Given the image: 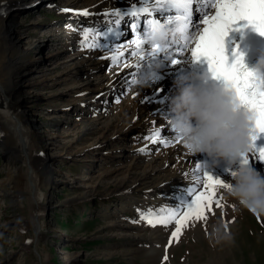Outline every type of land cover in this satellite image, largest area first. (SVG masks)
Segmentation results:
<instances>
[{"label": "rangeland", "instance_id": "rangeland-1", "mask_svg": "<svg viewBox=\"0 0 264 264\" xmlns=\"http://www.w3.org/2000/svg\"><path fill=\"white\" fill-rule=\"evenodd\" d=\"M26 1L32 2L19 9L15 16L11 13L14 17L9 24L18 28V33L10 40L1 41L12 55L26 61L30 70L21 80L20 87L13 92L7 90V95L12 102L19 95L23 100L27 95L35 97L34 102L24 101L21 110L16 112L30 133V141L38 146L34 148L32 163L46 158L43 152L46 150L40 147L43 134L47 138L46 153L57 156L51 179H62L61 174L65 173L63 180H66L69 172L72 181L53 185L54 189L49 188L51 184L44 185L45 192L57 198L55 207L45 211L33 206L31 195L26 192L17 197L20 201L17 206L11 195L1 197L0 264H264V214L253 213L241 206L229 196L227 189L217 188L223 207L217 208L213 202L212 210H205L206 219L190 221L183 229L179 243L173 241L168 246L170 233L176 227L174 222L165 229L161 225L152 227L140 219L141 213L149 209L173 211L180 207L178 194L174 200V194L165 189L161 191L165 183L162 181L167 182L168 178L154 175L147 181L140 180L139 187L133 182L141 176L140 171L132 175L133 182L120 185L105 175L114 165L109 156L105 155L102 162H92L93 147L90 149L89 145L104 134L107 124L119 114L118 107L127 104L130 94L136 93L142 85L127 76L116 83L115 92L100 90L104 78L112 76L111 70L121 68L126 61L113 63L101 54L99 48L83 49L81 30L102 32L110 28L109 19L113 13L120 12L124 17L122 7L130 4L126 0H110L109 3L89 7L88 0ZM134 3L136 6L139 4L138 1ZM72 11H86L90 15L85 20H78L72 16ZM124 19L126 32L123 29V38L131 40L128 38L129 20L127 17ZM101 36L96 37L97 42ZM105 40L103 37L98 43L103 44ZM94 58L104 61L105 65L94 76L82 73L74 79L66 75L74 67ZM2 76L6 77L0 70ZM87 82L93 83L95 91L77 94L76 91L85 88ZM2 93L6 99V94ZM2 126L0 120V181L9 176L15 165L24 164V168H28L25 162L31 163L19 145L22 144L20 136L13 134L9 127L4 129ZM89 132H94V135ZM139 132V128L127 132L125 143L128 147L140 135ZM72 141L79 149L85 148L86 153L80 161L74 154L67 155ZM136 153L134 148L130 150V155H135L125 160L126 165L134 157L143 163L152 161L150 157L144 158ZM92 164L96 192L86 195L85 186L76 187L73 180L84 179L90 183L86 175ZM36 170L44 174L43 169L36 167ZM234 171H229L226 179L224 176L217 179L231 184L234 178L230 172ZM180 208L181 211L186 210L183 206ZM37 223L44 226L43 234L38 233ZM121 226H129L131 230L126 235L119 234L124 230ZM52 228L58 233L49 231ZM61 253L76 258L67 262ZM165 254L168 257L166 261L163 260Z\"/></svg>", "mask_w": 264, "mask_h": 264}, {"label": "bare ground", "instance_id": "bare-ground-1", "mask_svg": "<svg viewBox=\"0 0 264 264\" xmlns=\"http://www.w3.org/2000/svg\"><path fill=\"white\" fill-rule=\"evenodd\" d=\"M109 1L110 0H88V5L89 7H95L96 5L103 4V2L109 3ZM135 1H138V5L148 6L151 10L157 9L155 7L156 0H148L147 4L142 3L141 0H126L127 4L130 5L123 6L122 13H124L127 8L136 7V4L134 3ZM166 1L167 0H159L161 4H165ZM31 2H27L26 0H0V11L4 13L3 15H0V70L6 75V77H0V120L1 124L3 125L2 128L4 127L5 129V127H7L8 129L9 127L10 131H12L13 134L20 136V143L22 144H18L22 145L28 162H31H25V164L28 165V168H24V164L22 166H17L19 164L16 163L17 165L13 167L14 169L11 171L9 176L5 180L2 179L0 181V201L2 200V196L11 195V197L14 199V204L17 206L20 203L17 197L19 198L20 193L26 192V194L28 193L29 195H31L30 200L33 206L41 211H45L49 209V207H55V200H57V198L54 195L45 192L46 190L43 189L44 185L51 184L49 188L54 189L53 185H57L60 183L68 184L70 181H72V178L70 173L67 172L66 180H63L65 173L61 174L62 179L57 178L55 179L56 181L51 179L53 178V165L57 161V156L53 153H46L47 149L45 148L47 147V138L43 134L42 136H40L43 141L42 144H40V147L46 150V152L43 151L46 155V158L42 161L36 160L35 164L32 163V154L34 152V148L38 146H35L30 141V133L26 129V127H24L22 119H20L16 115V112L21 110V104L24 101L26 103L34 102L35 97L27 95L23 100V97L19 95L15 98V101L12 102V100L7 95V90L13 92L18 87H20L21 80L30 70V67L26 61L24 62L21 58L12 55L13 53L11 54V52L4 47L5 44H3V42L1 41V39L10 40L12 39L13 35H16L18 33V28H13V24L9 23L19 11V9ZM77 9H82V7ZM209 10V8H206V11ZM11 13H14V16ZM208 14L211 15L210 12H208ZM199 15L200 12L195 11L193 20L194 23L198 22L197 18ZM109 20L110 28H112L113 31L119 30V36L116 40L110 39L108 41L109 45L113 47V51H107L106 49L101 50L100 48L99 51L105 58L112 60V57L116 56L117 61H126V63L122 65L121 68H113L111 70L113 71L112 76L104 78L105 82L101 84L102 87L100 90L115 92L117 89L116 83L118 81L120 82L122 77L124 78L127 76H131V80L139 81L141 74L150 68L147 67L149 58L146 55V52L140 53V55L144 56V59H140V55H131L133 51L139 50L136 49L135 44L133 43L134 40L123 38L122 33L124 28L122 27V25L125 19L122 14H120V16L114 15ZM237 38L238 36L234 30L230 31L228 36L225 38V47L230 63L232 62L231 46L236 43ZM104 42H106V40ZM144 48L145 50H147L148 46L144 45ZM171 53L173 54V56L179 55L177 49H173ZM183 55L186 57L181 59L180 63L173 64L170 61H164L163 66H160V69L158 71L160 79L153 83L151 86L139 87L136 90V93L133 92V94H130L129 102L118 107L119 114L116 116L113 113L115 117L114 119H112V123L108 122L109 124H107L106 128L104 127L106 129V131H103L104 134L101 135L100 138L96 139L91 146L89 145L90 149L91 147H93L91 150L93 152L92 155H94L92 162H102L105 155L109 156L108 158L110 159L111 163L114 162V165H112L113 167H111L106 171V173H104L105 175L110 176L115 182H118V184L122 185L125 182L132 181V175L136 172L139 173L140 171H142V174L141 176L136 178L134 182L132 181L134 184H139L140 180L147 181L154 175H163L164 177L166 176V179H168L167 182L162 181L163 183H165L164 186H162L161 191L165 189L166 191L171 193V195L174 194L172 196L174 197V200L175 194H178L179 200L181 197H184L185 200L191 199V197L187 195V190L193 186L199 187L196 178L199 177L200 182H204V173H208L214 179H217L220 176H224V179H226V176L228 177L229 171L238 170L241 166V161H238L235 166L230 167L229 164L223 160L219 161L218 163L214 162L206 154L193 155L189 153L183 147L181 140L176 137L172 129L169 128L170 126L168 124V121L172 118L171 101L178 93L177 84L179 81H181V79L189 81L196 86H205L209 88L224 86L222 82L212 79L206 61L201 60L197 62L187 52H185ZM103 63L104 61H99L94 58L91 62L76 66L73 69L71 68L72 70L67 72L66 75L74 79L79 78L82 73H92L91 75L94 76L96 72L100 71L105 66ZM200 77H207L208 80H201L199 79ZM191 78H193V80ZM93 91H95L94 86L93 83L91 84L90 82L85 86V88L76 91V93L79 95H86ZM2 92L6 94V99H4ZM135 128L140 129V135L134 138V140L131 142V147H128L125 143V140L128 137L127 132ZM165 128L169 129L165 130ZM89 133L90 135H94V132ZM156 133H159V135L157 136ZM76 146L77 145H75V141H72L67 155L74 154L77 157L76 160L80 161L86 151L85 148L79 149L80 147ZM133 148L135 152H137L136 154L143 156L144 158H147L148 156V158L150 157L152 161H150L149 163L145 161L147 163L145 164V162L143 163L138 161V157H134L128 163V165H126L125 160L131 159L135 155H130V150ZM140 148L143 149L141 150ZM137 149H139V151ZM247 155H249L250 166H252L254 169L259 170L261 174H264V163L254 160L251 156V151ZM115 164L119 165L120 168H118ZM36 167L43 169L44 174H40L36 170ZM92 167L93 164L90 165V171H88V175L85 174L88 177L87 180H90V183H87L84 179L73 180L76 187L85 186V189H87L86 195L96 192L95 185H93L94 181H92V171L95 172V169H91ZM180 207H182L181 200ZM37 226L38 233L43 234L44 226L41 223H37ZM121 227H123L124 230H121L122 233H118L122 235H126L129 230H131L129 226ZM49 231L58 233L55 228H52V230ZM61 254L63 255V253ZM75 258L76 257L70 256L68 253H65V255H63V259L67 262L72 261Z\"/></svg>", "mask_w": 264, "mask_h": 264}, {"label": "snow or ice", "instance_id": "snow-or-ice-1", "mask_svg": "<svg viewBox=\"0 0 264 264\" xmlns=\"http://www.w3.org/2000/svg\"><path fill=\"white\" fill-rule=\"evenodd\" d=\"M141 2L147 4L148 0H141ZM193 4L203 5L199 7L202 19L195 23L193 22ZM155 7L160 10V17L166 22L161 23L160 19H147L142 34L138 31L139 21L133 22V28L137 30L133 43L139 51H133L131 55L136 56L146 52L149 58L148 68L162 67L164 61H170L173 64L180 63L181 59L186 57L183 55L185 52L197 62L206 61L212 79L222 82L225 87L234 92L240 106L250 113L253 123L251 156L256 161L264 162V144L257 143L264 138V76H258L256 72L248 70L243 62L242 54L238 52L234 53L235 59L230 63L225 47V38L230 31L234 30V26L241 22H245V27H251L264 36V0H167L166 4H161L159 0H156ZM209 7L215 10L214 14H206L204 10ZM173 10H175L174 16H165V13ZM138 12H148V9L142 7L130 14L136 16ZM3 14L0 11V15ZM82 14L88 15L86 11ZM113 15L120 16V12L113 13ZM174 25H182L181 35L172 40L167 39L163 48L153 42V34L158 29L172 28ZM190 28L195 30L194 36L191 34L192 31H189ZM81 35L83 49L100 48L113 51L108 41L118 38L119 30L113 31L112 28H107L102 32L100 30L90 32L88 29H82ZM100 35L106 38L103 44L96 40V37ZM174 43L178 45V56H173L168 51V47ZM146 44L148 45L147 50L144 48ZM140 59H144V56L140 55ZM112 60L116 63L117 57L113 56ZM156 135L158 136L159 133ZM241 166H250L249 155L242 158ZM235 175L236 172H232V176ZM196 179L199 187L193 186L187 190V195L191 199L180 198L186 210L181 211V208L177 207L173 211L149 209L141 213L140 219L152 227L161 225L167 229L169 224L175 223L176 227L170 233L168 246L173 241L179 243V237L190 221L206 219L205 210L211 211L213 202L217 208L223 207L220 202L222 197L217 196V188L229 190L230 184L214 179L208 173H204V182H200L199 177ZM167 259L165 254L163 260Z\"/></svg>", "mask_w": 264, "mask_h": 264}, {"label": "clouds", "instance_id": "clouds-1", "mask_svg": "<svg viewBox=\"0 0 264 264\" xmlns=\"http://www.w3.org/2000/svg\"><path fill=\"white\" fill-rule=\"evenodd\" d=\"M182 25L158 29L153 42L162 48L170 35H181ZM264 68L261 61L256 73ZM160 66L144 71L138 81L151 86L160 79ZM199 79L207 81V77ZM178 93L171 101L172 118L168 124L189 153L206 154L214 162L221 160L230 167L251 151L252 117L227 87H205L181 79ZM230 184L228 194L241 206L256 214H264V174L250 166H240Z\"/></svg>", "mask_w": 264, "mask_h": 264}]
</instances>
